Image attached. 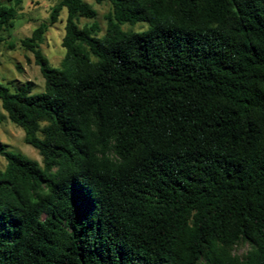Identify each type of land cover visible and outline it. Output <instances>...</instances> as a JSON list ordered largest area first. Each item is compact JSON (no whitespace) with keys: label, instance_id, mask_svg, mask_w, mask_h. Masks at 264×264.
<instances>
[{"label":"trees","instance_id":"16d2710c","mask_svg":"<svg viewBox=\"0 0 264 264\" xmlns=\"http://www.w3.org/2000/svg\"><path fill=\"white\" fill-rule=\"evenodd\" d=\"M93 1L102 37L78 24L89 3L59 0L20 40L42 92L0 84L41 158L0 144V264H264V0ZM16 14L0 0V31Z\"/></svg>","mask_w":264,"mask_h":264},{"label":"rangeland","instance_id":"374dc122","mask_svg":"<svg viewBox=\"0 0 264 264\" xmlns=\"http://www.w3.org/2000/svg\"><path fill=\"white\" fill-rule=\"evenodd\" d=\"M96 10L94 19L80 18V27L89 25L96 21L100 31L99 37L105 33L106 16L111 12V4L103 2L96 4L93 0H84ZM4 4L15 5L17 9L16 18L11 28L0 31V84L15 92L26 87L30 94L40 93L44 89V79L35 64L33 54L20 46V40L30 36L32 31L45 20L48 19L51 9L57 5L59 0H2ZM17 4V5H16ZM66 10H62L59 20L51 25L44 33L40 49L43 55L49 60L50 66L59 68L65 50L61 46V39L64 35V21ZM146 22H136L134 24L124 23L121 25L122 31L143 32L147 30ZM24 132L21 128L12 124L1 107L0 101V144L6 146L7 150L14 153H21L27 158L41 162L37 150L24 142ZM5 159L0 156V169H4ZM246 246L239 249L243 252Z\"/></svg>","mask_w":264,"mask_h":264}]
</instances>
